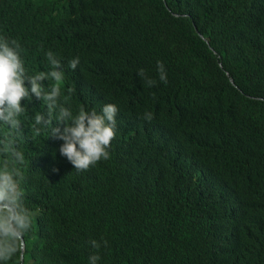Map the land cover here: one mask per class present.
Returning a JSON list of instances; mask_svg holds the SVG:
<instances>
[{
  "label": "trees",
  "instance_id": "trees-1",
  "mask_svg": "<svg viewBox=\"0 0 264 264\" xmlns=\"http://www.w3.org/2000/svg\"><path fill=\"white\" fill-rule=\"evenodd\" d=\"M0 26L28 75L56 55L74 114L119 110L110 158L78 172L21 101L32 227L0 264H264V0H0Z\"/></svg>",
  "mask_w": 264,
  "mask_h": 264
},
{
  "label": "clouds",
  "instance_id": "clouds-1",
  "mask_svg": "<svg viewBox=\"0 0 264 264\" xmlns=\"http://www.w3.org/2000/svg\"><path fill=\"white\" fill-rule=\"evenodd\" d=\"M50 70L28 75L24 67L25 58L22 45L9 40L0 26V261H8L23 251L24 235L32 227L33 212L24 204V179L22 165L24 154L18 150L17 142L23 135L19 117L25 113L22 100L33 97L43 102L46 113L36 112L31 130L34 135L48 130L49 136L62 141L59 154L70 162L76 171H86L97 162L110 158L111 141L115 138L118 108L113 103L104 104L100 111L85 110L75 114L68 97H62L61 85L65 78L64 65L52 51L45 54ZM79 57L68 61V67L75 70ZM159 81L167 84V73L162 62L157 61ZM137 76L146 86L153 87L157 81L149 77L144 69ZM46 81H51L47 86ZM27 85V86H26ZM69 95L74 89L69 88ZM151 122L153 114L145 112L142 117ZM53 121L56 122L53 127ZM54 171H56L54 169ZM95 249L101 244L89 242ZM105 246L107 242H104ZM100 257L89 256V264H97Z\"/></svg>",
  "mask_w": 264,
  "mask_h": 264
},
{
  "label": "water",
  "instance_id": "water-1",
  "mask_svg": "<svg viewBox=\"0 0 264 264\" xmlns=\"http://www.w3.org/2000/svg\"><path fill=\"white\" fill-rule=\"evenodd\" d=\"M229 80L232 82V79H231V77H229ZM17 264H20V263L18 262Z\"/></svg>",
  "mask_w": 264,
  "mask_h": 264
}]
</instances>
